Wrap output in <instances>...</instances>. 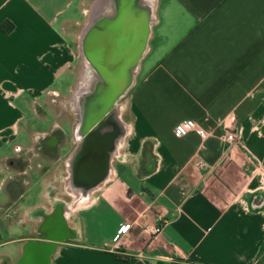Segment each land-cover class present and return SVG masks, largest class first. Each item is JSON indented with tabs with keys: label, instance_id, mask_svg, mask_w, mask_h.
<instances>
[{
	"label": "crops",
	"instance_id": "obj_1",
	"mask_svg": "<svg viewBox=\"0 0 264 264\" xmlns=\"http://www.w3.org/2000/svg\"><path fill=\"white\" fill-rule=\"evenodd\" d=\"M87 13L82 0H0V264H264V0H158L113 175L74 208L73 144L46 104L75 89L71 36ZM47 116L49 131L29 128ZM183 121L205 136L176 135ZM53 128L60 150L30 152Z\"/></svg>",
	"mask_w": 264,
	"mask_h": 264
},
{
	"label": "water",
	"instance_id": "obj_2",
	"mask_svg": "<svg viewBox=\"0 0 264 264\" xmlns=\"http://www.w3.org/2000/svg\"><path fill=\"white\" fill-rule=\"evenodd\" d=\"M157 3L94 0L92 15L80 32L81 69L69 99L77 148L65 182L74 208L87 205L113 175L112 162L128 135L123 100L148 51Z\"/></svg>",
	"mask_w": 264,
	"mask_h": 264
},
{
	"label": "rangeland",
	"instance_id": "obj_3",
	"mask_svg": "<svg viewBox=\"0 0 264 264\" xmlns=\"http://www.w3.org/2000/svg\"><path fill=\"white\" fill-rule=\"evenodd\" d=\"M93 2H94V0H82V5L88 11V13H89L90 7L93 4ZM88 13H87V16H88ZM87 16L83 19V21L81 22L79 27H75V30H73V31L71 30L73 32V34L71 36V43L73 44L76 51H78V49H79L78 48L79 35H80L81 30L84 28V26L86 24ZM78 60L80 62L82 60L79 53H78ZM126 98L123 100V105L125 103ZM46 106H47L46 111L53 113L55 115L56 120H57L56 121L57 127L65 130L67 132V135H69V124L73 120V114H72V111L70 109V103H69L68 97L60 98L59 100H55L54 103L48 101ZM53 121L54 120L52 117L47 116L45 118V120L36 121V122L33 121V123L35 122V124L34 125L29 124L30 125L29 128L32 130H36V131L46 132V131H49L51 129ZM60 129L53 128L52 130L55 131V130H60ZM67 144L71 146V143L68 142ZM58 150H60V149H58ZM63 150L64 149H62L61 152ZM30 152H46V151L41 147V144L39 143V144L35 145ZM42 157H43L42 154H40V156L38 158V161L41 162L40 173H41L42 178L48 182L49 180H52L55 178V176H54L55 170L54 169L56 166H53V164H50L48 162L45 164L44 161L42 160L43 159ZM31 179H34V177L31 176ZM33 186L34 185L32 182L31 186H29V188L31 187L32 191L34 188ZM29 202H31V200H29Z\"/></svg>",
	"mask_w": 264,
	"mask_h": 264
},
{
	"label": "built area",
	"instance_id": "obj_4",
	"mask_svg": "<svg viewBox=\"0 0 264 264\" xmlns=\"http://www.w3.org/2000/svg\"><path fill=\"white\" fill-rule=\"evenodd\" d=\"M174 132L178 136H182L190 132H195L201 137L205 136L204 129L199 126L195 121H183L179 123L178 125H176ZM240 134L241 133L239 131L229 133L227 134L225 141L229 144L237 143L240 139ZM146 230L148 231L149 235L153 240H156L161 234V228L157 225L147 228Z\"/></svg>",
	"mask_w": 264,
	"mask_h": 264
},
{
	"label": "flooded vegetation",
	"instance_id": "obj_5",
	"mask_svg": "<svg viewBox=\"0 0 264 264\" xmlns=\"http://www.w3.org/2000/svg\"><path fill=\"white\" fill-rule=\"evenodd\" d=\"M90 14L92 15V5L90 7V10H89V13H88V16H87V19L90 17ZM127 96H125L126 98ZM124 98V99H125ZM123 119V117H122ZM74 122V120H73ZM73 122H72V125H73ZM72 125H71V128L69 129V140L72 142L73 144V147L71 149L70 152H73V156L70 158V160L67 162V168H68V171L71 170L74 165H73V157L75 155V151H76V148H77V143L74 142L73 140V135H72ZM66 142V137L64 135V133H62L61 130H56L54 131L52 134H50L49 136L43 138L40 142L41 144V147L46 151V152H57V149L62 146L64 143ZM115 159V158H114ZM68 178V176H67Z\"/></svg>",
	"mask_w": 264,
	"mask_h": 264
},
{
	"label": "trees",
	"instance_id": "obj_6",
	"mask_svg": "<svg viewBox=\"0 0 264 264\" xmlns=\"http://www.w3.org/2000/svg\"><path fill=\"white\" fill-rule=\"evenodd\" d=\"M10 27V24H9ZM19 182L17 180H11L8 184H7V189L10 192V195L12 197L13 201H16L18 199V197L21 195L22 189H18L19 187Z\"/></svg>",
	"mask_w": 264,
	"mask_h": 264
}]
</instances>
